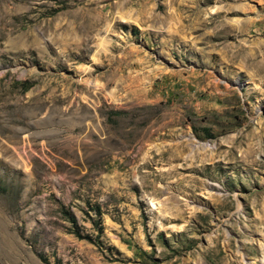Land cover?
I'll return each instance as SVG.
<instances>
[{
	"label": "rangeland",
	"instance_id": "1",
	"mask_svg": "<svg viewBox=\"0 0 264 264\" xmlns=\"http://www.w3.org/2000/svg\"><path fill=\"white\" fill-rule=\"evenodd\" d=\"M0 220V264H264V0H0Z\"/></svg>",
	"mask_w": 264,
	"mask_h": 264
},
{
	"label": "bare ground",
	"instance_id": "2",
	"mask_svg": "<svg viewBox=\"0 0 264 264\" xmlns=\"http://www.w3.org/2000/svg\"><path fill=\"white\" fill-rule=\"evenodd\" d=\"M176 7H177L176 10L181 12L184 9H186L187 6L176 2ZM220 12L221 11L219 10V7L215 8L213 11L214 16H219ZM223 20L225 19L218 20L217 25H221ZM180 26L183 27V24H180ZM22 251L23 250L19 242L12 236V233L9 232V224L7 223V221L0 220V254L1 256L3 257L19 256L21 255Z\"/></svg>",
	"mask_w": 264,
	"mask_h": 264
},
{
	"label": "trees",
	"instance_id": "3",
	"mask_svg": "<svg viewBox=\"0 0 264 264\" xmlns=\"http://www.w3.org/2000/svg\"><path fill=\"white\" fill-rule=\"evenodd\" d=\"M96 211H97V210H96ZM68 218L70 219V221H71L72 223H74V219H73L72 216H68Z\"/></svg>",
	"mask_w": 264,
	"mask_h": 264
}]
</instances>
